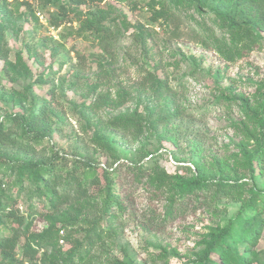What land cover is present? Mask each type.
<instances>
[{
    "label": "rangeland",
    "instance_id": "obj_1",
    "mask_svg": "<svg viewBox=\"0 0 264 264\" xmlns=\"http://www.w3.org/2000/svg\"><path fill=\"white\" fill-rule=\"evenodd\" d=\"M171 1L86 0L76 7L61 0L72 11L71 22L54 29L48 22V14L56 11L52 3L0 0V36L9 52L6 60L0 59V119L25 113L33 99L46 102L55 125L44 144L69 158L70 166L80 156L109 171L121 163L145 170L134 193L140 213L148 200L168 202L179 180L196 176L197 170L217 174L221 168L232 175L237 169L245 183L240 195L176 219L156 233L145 231L138 215L123 224L114 214L103 225L108 229L104 236L74 264H197L212 231L224 228L242 203L252 199H257L258 209H246L242 217L262 220V228L246 254L264 251V161L254 165L252 175L240 167L257 136L246 112L259 111L262 101L264 33L239 42L219 27L218 17L206 7L184 0L188 6L176 12ZM98 9L107 14L104 24L110 26L103 40L79 34L76 16ZM168 11L173 13L168 21L157 14ZM156 86H166L170 93ZM135 111L143 127L140 137L108 128V122ZM172 112L180 117H168ZM171 136L178 137L175 145ZM160 179L162 187L157 185ZM31 203L41 212L33 230L52 225L62 253L84 236L61 226L69 215L101 218L99 207L90 210L83 202L52 211L41 199ZM19 206L20 212L28 209L27 204ZM49 255L40 252L35 263L22 264H50ZM258 260L264 264V253Z\"/></svg>",
    "mask_w": 264,
    "mask_h": 264
},
{
    "label": "trees",
    "instance_id": "obj_2",
    "mask_svg": "<svg viewBox=\"0 0 264 264\" xmlns=\"http://www.w3.org/2000/svg\"><path fill=\"white\" fill-rule=\"evenodd\" d=\"M52 3L55 12L48 14L49 25L57 29L70 23V13L61 0H44ZM51 1V2H50ZM66 3L79 7L86 0H66ZM90 2H119L121 0H89ZM196 6L206 7L219 19V27L235 40L244 39L264 33V0H192ZM174 11L183 12L188 6L184 0H172ZM199 8V7H198ZM165 21L173 18V13L159 12ZM107 14L103 10L94 13L76 15L79 31L100 36L101 40L110 35V26L104 24ZM84 17V18H83ZM6 20L4 16L3 21ZM2 26L0 24V34ZM8 50L2 44L0 36V59L8 58ZM163 93H170L166 86H156ZM259 111L248 110L256 126V138L253 152L240 160L241 169L252 175L256 163L264 161V87ZM104 105L107 100H103ZM116 107L117 105L109 104ZM167 116V115H165ZM168 117H180V112H172ZM138 112L130 117H118L108 122V128L127 133L131 138L142 135L143 127ZM162 118H157L161 120ZM55 120L46 102L33 99L25 113H15L0 119V264L35 263L41 255H49L50 264H74L81 260L91 247L104 236L107 228L103 226L110 216L116 214L119 221L130 223L141 221V227L150 233L164 231L173 221L207 209L216 201L234 197L242 193L245 183L240 182L241 175L237 169L232 175L220 171L201 174L188 179H180L177 191L168 202L156 203L148 200L143 213L136 210L134 193L138 182L144 178L145 170L140 166L119 164L115 169L100 168L90 158L77 157L70 160L63 154L49 149L45 140L51 138ZM169 141L176 144L178 137L171 136ZM15 153L16 157H11ZM23 156L24 158L20 157ZM174 159V157H173ZM220 166V163L217 162ZM99 170H101L99 172ZM234 176V177H233ZM243 177V176H242ZM165 184L160 179L158 187ZM157 187V188H158ZM252 193H257L253 187ZM156 195V194H155ZM152 198H157L153 197ZM41 199L48 203V211L61 206H79L82 202L90 210L100 208L101 218L87 219L74 214L61 223L65 229L82 232L83 240L75 241L68 252L57 249L58 230L50 225L46 229L34 231L33 225L41 212L32 206L31 201ZM27 204V210L20 212L19 204ZM257 199L243 202L237 216L224 228H216L204 241V249L197 257V264H254L258 263L260 252H250L256 244L262 228V220L246 219L242 212L246 209L257 210ZM123 223V224H124ZM70 238L71 236H66ZM84 243V244H82ZM251 245V246H250ZM21 258V261L18 260ZM52 257V260L50 259ZM116 264H129L116 262ZM260 264V263H258Z\"/></svg>",
    "mask_w": 264,
    "mask_h": 264
}]
</instances>
